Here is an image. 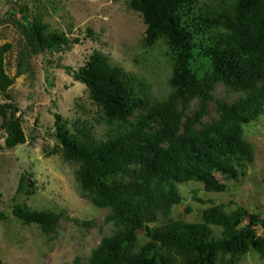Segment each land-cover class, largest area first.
I'll return each mask as SVG.
<instances>
[{"label": "trees", "instance_id": "trees-1", "mask_svg": "<svg viewBox=\"0 0 264 264\" xmlns=\"http://www.w3.org/2000/svg\"><path fill=\"white\" fill-rule=\"evenodd\" d=\"M125 4L145 26L142 45L165 47L168 91L154 96L144 79L97 50L78 68L63 67L86 86L97 111L94 124L55 114L60 146L54 151L75 164L80 196L106 210L103 222L112 226L86 258L76 256L69 264H236L249 252L264 264V235L256 231L264 227V215L224 203L204 208L195 222L172 215L183 201L178 185L196 181L205 191L224 192L227 182L244 177L253 163L254 147L243 127L264 113V0ZM7 16L25 40L14 76L5 68L12 44H0V129L4 147L13 149L26 137L10 86L30 70L31 57L81 40L50 29L26 2L8 9ZM219 84L239 93L237 99L214 98ZM212 102L214 116L204 120ZM95 124L103 128L99 136ZM33 187L23 173L16 194L31 195ZM13 214L50 237L65 212L17 204ZM0 264L6 263L0 258Z\"/></svg>", "mask_w": 264, "mask_h": 264}, {"label": "rangeland", "instance_id": "rangeland-1", "mask_svg": "<svg viewBox=\"0 0 264 264\" xmlns=\"http://www.w3.org/2000/svg\"><path fill=\"white\" fill-rule=\"evenodd\" d=\"M25 2L33 13L42 15L50 29L63 31L70 39L79 37L81 42L31 57L30 70L17 76L8 90L19 108L26 140L7 149L0 129V258L6 264H69L76 256L86 258L101 237L110 234L112 226L103 222L106 210L80 196L75 164L64 162L60 152L54 151L60 146L55 137V114L70 122L78 117L94 124L97 111L86 86L63 67L78 68L97 50L107 55L111 64L144 79L158 98L168 91L170 69L164 45L152 49L142 45L145 26L138 13L127 9L125 0H0V44H12L5 58L10 76L16 73L25 40L6 12ZM87 28L93 31L92 36ZM213 95L230 103L239 93L219 84ZM208 114L204 120L214 116L213 102ZM243 128L245 139L254 147L253 163L244 177L228 181L224 192L205 191L196 181L178 185L183 201L173 210L174 218L199 221L202 210L212 203H224L228 209L241 205L264 215V113ZM94 132L99 136L102 126L95 124ZM23 173L34 182L31 195L24 191L16 194ZM17 204L64 211L65 215L55 233L45 237L36 224L26 225L15 217L13 207ZM256 231L264 235V227L257 226ZM236 264L262 263L249 252Z\"/></svg>", "mask_w": 264, "mask_h": 264}]
</instances>
